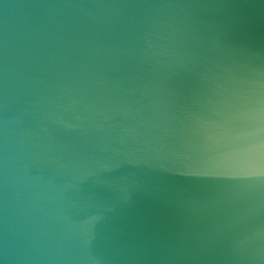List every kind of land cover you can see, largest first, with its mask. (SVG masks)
<instances>
[{
	"label": "water",
	"instance_id": "95a60500",
	"mask_svg": "<svg viewBox=\"0 0 264 264\" xmlns=\"http://www.w3.org/2000/svg\"><path fill=\"white\" fill-rule=\"evenodd\" d=\"M237 54L264 60V0H0V264H238L212 241L233 182L160 148ZM100 98L132 109L136 144L116 141L121 118H75Z\"/></svg>",
	"mask_w": 264,
	"mask_h": 264
},
{
	"label": "clouds",
	"instance_id": "9594fccd",
	"mask_svg": "<svg viewBox=\"0 0 264 264\" xmlns=\"http://www.w3.org/2000/svg\"><path fill=\"white\" fill-rule=\"evenodd\" d=\"M155 15L151 23L158 35L150 48L163 57L168 54V44L159 33L173 25L165 12ZM237 57L222 66L219 74L208 77L207 91L194 108L184 113L178 140L174 144L161 143L160 148L174 159L195 165L204 175L233 182L234 207L218 224L212 241L222 243L238 264H264V60ZM131 111L122 109L120 100L100 98L83 104L75 118L88 123L97 121L93 124L97 131H116L115 121L121 118L127 123L119 127L115 139L121 145H134L143 133L133 122ZM15 122L14 116L6 121V134L15 136ZM137 150L130 148L128 155ZM106 151L109 149L102 150ZM108 159L111 157L96 161L97 182H103V173L114 170L106 163ZM137 163L125 158L120 166L135 167ZM128 196L129 191L124 198ZM92 238L90 232L89 239Z\"/></svg>",
	"mask_w": 264,
	"mask_h": 264
}]
</instances>
